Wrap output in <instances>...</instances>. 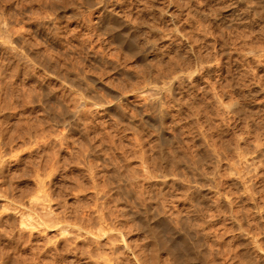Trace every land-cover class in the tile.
Masks as SVG:
<instances>
[{
  "label": "clouds",
  "instance_id": "9594fccd",
  "mask_svg": "<svg viewBox=\"0 0 264 264\" xmlns=\"http://www.w3.org/2000/svg\"><path fill=\"white\" fill-rule=\"evenodd\" d=\"M0 264H264V0H0Z\"/></svg>",
  "mask_w": 264,
  "mask_h": 264
}]
</instances>
